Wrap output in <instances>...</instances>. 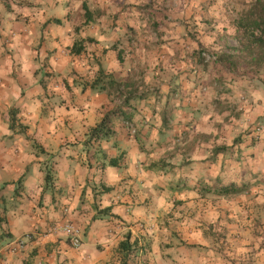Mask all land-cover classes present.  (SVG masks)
<instances>
[{"label":"crops","instance_id":"1","mask_svg":"<svg viewBox=\"0 0 264 264\" xmlns=\"http://www.w3.org/2000/svg\"><path fill=\"white\" fill-rule=\"evenodd\" d=\"M28 1L17 19L0 13V264H74L82 247H71L55 226L66 219L81 229L91 225L96 201L129 222L140 219L149 173L167 166L150 167L138 138L183 134L196 146L210 139L203 154L189 151L174 169L180 200L208 196L194 189L197 176L248 178L264 188V63L237 60L245 56L242 24L232 17L244 0ZM80 39L83 50L71 52ZM203 49L214 59L202 58ZM218 53L233 55V64L216 61ZM99 68L136 82L139 97L130 101V119H115L116 132L96 151L85 144L87 132L120 103L89 86ZM225 118L229 130L236 123L240 132L215 146L213 139L229 132L216 131ZM220 146L225 150L214 158ZM259 202L262 208L264 196ZM235 247L241 255L234 264H264V247L253 249V257L251 245ZM214 249L193 263L232 264Z\"/></svg>","mask_w":264,"mask_h":264},{"label":"rangeland","instance_id":"2","mask_svg":"<svg viewBox=\"0 0 264 264\" xmlns=\"http://www.w3.org/2000/svg\"><path fill=\"white\" fill-rule=\"evenodd\" d=\"M254 2L255 0H244L232 17L237 21L247 19L248 12ZM25 3L29 4L30 2L28 0H0V13L8 12L17 19L21 15L18 8ZM23 28L19 30L23 32L25 29ZM238 34L241 36L239 43L244 48L245 56L242 54L244 57L237 60L246 65L256 64L255 61H252V57L259 52L257 46L255 43H251L249 48L245 47L249 45L252 37L244 33L242 29ZM0 35H2L1 30ZM211 55L214 54L207 49H203L202 52L200 50L202 58L212 60ZM227 118L222 119L223 121L220 119V125H217L216 131L219 130L221 134L223 132L220 129L224 128V132L229 130V127H226L225 120ZM229 126L231 125L229 124ZM238 132H240L238 124L234 123L227 137L224 135L216 137L213 139V144L215 146L216 144L225 145V143L233 141L232 136H237ZM184 136L183 134L171 137L163 135L159 140L149 141L142 138L136 140L141 152H145L144 158L146 159L144 161L150 163L152 160L168 162L166 164L167 171L165 172L162 168L159 171L154 169L149 173L147 179L149 183L142 187L146 189L143 190L146 200L141 204L142 217L140 219L129 222L109 213L108 208L100 207L101 203L96 201L93 208L95 211L89 223L91 225L82 229V244L80 246L82 248L76 250L78 256H73L74 264H123L119 242L128 233L132 251L126 264H179L181 254H184L183 260L180 261L182 264H195L193 263L195 255L210 254L208 249L212 245L219 256L225 255L226 260L234 264V261H238L239 254L241 255L235 246L251 245L252 250H255L257 246L264 247V206L261 208L263 203L259 202L260 198L264 196L263 187L255 188L247 182L245 190L227 196L212 192L206 193L207 197L203 195L205 198L202 199L185 197L180 200L177 197L179 188L174 184L178 175L174 167H179L185 162L186 154L189 151H193L192 154L195 157V151L197 154L204 153L206 141L211 144L210 139L200 138L201 140H195L198 143L196 146L194 142L192 143V139ZM199 144L201 145L199 146ZM197 156L199 158V155ZM219 164H221L219 161L214 164L215 171H218ZM246 181L249 179L246 178ZM182 193L183 196L190 194L187 190ZM210 197L212 200L209 205ZM186 198L193 202L199 201V203L193 207L189 205L190 202L187 203ZM120 204L124 203L120 202ZM235 210L238 213L243 211L244 217L242 218L241 215L236 219L234 215L228 217ZM90 233L92 235L89 238ZM225 248L226 251H224ZM252 250L248 251V254H252L254 252Z\"/></svg>","mask_w":264,"mask_h":264},{"label":"trees","instance_id":"3","mask_svg":"<svg viewBox=\"0 0 264 264\" xmlns=\"http://www.w3.org/2000/svg\"><path fill=\"white\" fill-rule=\"evenodd\" d=\"M84 8V16L85 20H89L90 12L87 10L86 6L83 5ZM239 24L241 25V29L244 33L249 34L252 37V40L248 43L249 45L245 46L249 48L251 43H255L259 52L256 56L252 57V61H255L257 65L264 63V0H255L253 7L249 10L247 19L239 20ZM258 31V33H255ZM87 41H93V38L87 37L85 38ZM85 39H80L75 41L70 51L73 53H80L83 50V43ZM249 51H251L249 49ZM235 57L233 55H226L224 53H218L215 57L216 61H219L225 66L227 65L226 61H231L230 65H232ZM228 67V66H227ZM89 86L94 89L97 88L99 91H106V93L112 97L111 101L118 99L120 101L119 104L114 107L106 110L102 115L99 122L96 125L89 128L87 132V137L85 140V144L88 143L92 146H95L96 151H101L100 145L102 142L110 140V138L116 132V126L118 122L115 121L119 116H123V120L130 119V115H127L126 112L133 108L131 104V100L139 97L137 91L139 90L138 84L133 81H118L113 77L112 73L105 72L104 69L99 68L96 76L89 83ZM36 147H39L36 143H34ZM225 148L215 147L214 158L217 157L220 151H224ZM40 151L43 152V148H40ZM102 153V152H101ZM116 161L111 158L109 160V164L114 165ZM184 163V162H183ZM182 163V164H183ZM163 164V166H167L164 161H158L154 163H150V167H154L156 165ZM88 165H90L88 163ZM174 167V166H173ZM182 167V166H180ZM175 169L177 166L174 167ZM180 172V171H179ZM185 173H181L184 176ZM48 178V175H46ZM199 178V176H197ZM197 178V182L199 185L194 186V189L200 193L201 196L206 193H217L221 196H227L232 193L241 192L246 189L247 181L244 180H230L225 181L221 178V176L216 175L212 179H206V181H200ZM202 178V177H201ZM132 248V244L130 243V234L128 233L126 237L119 242V249L122 251L123 255V264L127 263V258L130 254Z\"/></svg>","mask_w":264,"mask_h":264},{"label":"built area","instance_id":"4","mask_svg":"<svg viewBox=\"0 0 264 264\" xmlns=\"http://www.w3.org/2000/svg\"><path fill=\"white\" fill-rule=\"evenodd\" d=\"M210 57V56H208ZM214 59V56H211ZM56 229L64 234L68 244L73 248H79L82 244V229L79 225L71 221L70 219L64 220L62 223L55 226ZM25 241L18 239L15 241L16 246L22 247Z\"/></svg>","mask_w":264,"mask_h":264}]
</instances>
